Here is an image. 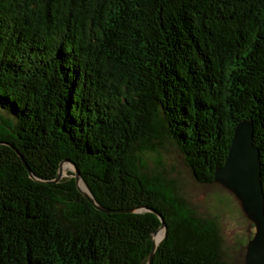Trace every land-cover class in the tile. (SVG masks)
Listing matches in <instances>:
<instances>
[{"label":"trees","instance_id":"trees-1","mask_svg":"<svg viewBox=\"0 0 264 264\" xmlns=\"http://www.w3.org/2000/svg\"><path fill=\"white\" fill-rule=\"evenodd\" d=\"M244 120L264 191V0H0V264H147L151 209L152 264H230L160 152L214 183Z\"/></svg>","mask_w":264,"mask_h":264},{"label":"water","instance_id":"water-1","mask_svg":"<svg viewBox=\"0 0 264 264\" xmlns=\"http://www.w3.org/2000/svg\"><path fill=\"white\" fill-rule=\"evenodd\" d=\"M261 168L260 150L255 145L254 139V124L247 120L240 121L234 128L223 165L215 170L214 181L234 192L246 216L255 223V235L247 245L246 264H264V191ZM62 175L63 172L60 170L59 177ZM32 176L35 178L33 174ZM73 176L76 178L79 191L97 209L107 211L98 204L87 186L86 189L80 186L82 179L76 166ZM58 180L59 178L56 181ZM151 211L156 213L161 219L159 230L166 229L162 215L155 210L151 209ZM159 230L152 236L153 245L147 264H152L155 250L161 240H156L155 238Z\"/></svg>","mask_w":264,"mask_h":264},{"label":"rangeland","instance_id":"rangeland-1","mask_svg":"<svg viewBox=\"0 0 264 264\" xmlns=\"http://www.w3.org/2000/svg\"><path fill=\"white\" fill-rule=\"evenodd\" d=\"M160 153L169 174L178 179L182 193L195 209L203 215L208 214L217 219L225 259L230 264H246L247 245L254 237L256 227L246 216L234 192L219 182L197 183L183 155L173 143L168 142ZM143 158L149 167L155 166L154 154L147 153ZM62 172L64 177H71L68 173H74L75 168L65 163ZM81 182L83 181H80V186Z\"/></svg>","mask_w":264,"mask_h":264},{"label":"bare ground","instance_id":"bare-ground-1","mask_svg":"<svg viewBox=\"0 0 264 264\" xmlns=\"http://www.w3.org/2000/svg\"><path fill=\"white\" fill-rule=\"evenodd\" d=\"M64 166V165H63ZM63 166H62V170H63ZM85 186L86 187V185H85V183L84 182H81V186ZM82 186V187H83ZM84 188V187H83ZM86 189V188H85ZM163 234V230H161L156 236H155V238H156V240H159V239H161V235Z\"/></svg>","mask_w":264,"mask_h":264}]
</instances>
